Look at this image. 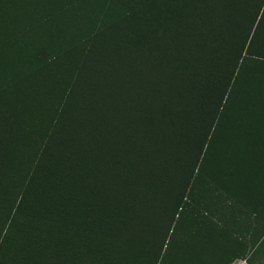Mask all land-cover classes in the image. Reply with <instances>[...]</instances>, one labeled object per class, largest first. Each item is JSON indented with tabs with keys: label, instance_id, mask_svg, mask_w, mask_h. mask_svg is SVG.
<instances>
[{
	"label": "trees",
	"instance_id": "obj_1",
	"mask_svg": "<svg viewBox=\"0 0 264 264\" xmlns=\"http://www.w3.org/2000/svg\"><path fill=\"white\" fill-rule=\"evenodd\" d=\"M263 194L264 0H0L13 264H264Z\"/></svg>",
	"mask_w": 264,
	"mask_h": 264
},
{
	"label": "rangeland",
	"instance_id": "obj_2",
	"mask_svg": "<svg viewBox=\"0 0 264 264\" xmlns=\"http://www.w3.org/2000/svg\"><path fill=\"white\" fill-rule=\"evenodd\" d=\"M218 193H220V190H217V194ZM263 198H264V194H263ZM224 199V198H223ZM223 199H221V201L223 200ZM212 209V217L214 218V219H216V222L217 223H220L221 221H225L226 220V218H225V216H224V214L227 212V208H226V203H224L223 201L222 202H218V203H216V205L214 206V207H212L211 208ZM244 220V219H243ZM2 228V229H1ZM184 228H186V226H184ZM0 229H1V231L3 230H6L7 231V225L6 226H1L0 227ZM0 231V232H1ZM232 231H234L233 232V234H235V229H232ZM2 237L4 236L3 234L1 235ZM14 237H16V236H14ZM6 242H7V240L5 239L4 240V245H6ZM213 242L214 243H216L215 245H214V247H217V243H222V240L219 242V239H218V237H214L213 238ZM224 245V244H223ZM13 246L15 247L16 246V243H13ZM211 247H213V246H211ZM224 248V247H223ZM222 248V249H223ZM0 251H1V249H0ZM221 251H218L217 252V249H210L209 251H207L206 253H213V254H215V253H220ZM229 250H225L224 251V253H226V254H229ZM12 253L13 252H11V253H9V251H7V252H0V264H10V263H12L13 264V262H15V258H19L20 256L19 255H21L22 253L20 252L19 254L17 253V252H15L14 253V255H13V258H12ZM185 254L186 255H188V256H195V257H198L199 258V247L198 248H196V249H194L191 253L189 252V251H186L185 252ZM16 256V257H15ZM234 264H246L244 261H239V262H236V263H234Z\"/></svg>",
	"mask_w": 264,
	"mask_h": 264
}]
</instances>
